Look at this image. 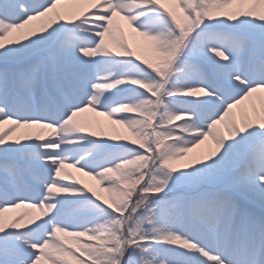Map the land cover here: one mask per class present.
<instances>
[{
  "label": "snow or ice",
  "instance_id": "obj_1",
  "mask_svg": "<svg viewBox=\"0 0 264 264\" xmlns=\"http://www.w3.org/2000/svg\"><path fill=\"white\" fill-rule=\"evenodd\" d=\"M0 264H264V0H0Z\"/></svg>",
  "mask_w": 264,
  "mask_h": 264
},
{
  "label": "rangeland",
  "instance_id": "obj_2",
  "mask_svg": "<svg viewBox=\"0 0 264 264\" xmlns=\"http://www.w3.org/2000/svg\"><path fill=\"white\" fill-rule=\"evenodd\" d=\"M129 41H130L133 49L135 51H137L138 54H140L146 58H151V56H152L151 50L148 48L146 43L144 41H142L139 37H134L132 35H129ZM250 103L251 102H248V104L246 106H248ZM256 103H257V106H259V101H256ZM235 111L237 113V117L239 118V113H240L239 109H237ZM97 120H99V119H97ZM100 121H101V119H100ZM95 130L98 132L100 131L99 128H97ZM203 150H204V146H202V148L198 149L197 151H203ZM68 171L72 172V174L75 175L76 178L81 180L83 183L88 184L89 186H92V187H96L97 189L99 188V186L96 184V181L92 180L90 177L84 176L81 173L76 172L74 169H68ZM18 211L22 212L21 209ZM37 211H38L39 216H41L42 213L39 210H37ZM8 215H15V213H10Z\"/></svg>",
  "mask_w": 264,
  "mask_h": 264
},
{
  "label": "bare ground",
  "instance_id": "obj_3",
  "mask_svg": "<svg viewBox=\"0 0 264 264\" xmlns=\"http://www.w3.org/2000/svg\"><path fill=\"white\" fill-rule=\"evenodd\" d=\"M248 104V102H245V106ZM240 111V110H239ZM83 119H92V120H97V119H101L102 122L105 123V125H107V121L105 120L104 117H96L95 114L93 113H86L83 117ZM105 133L107 134H111V130L108 127H105ZM22 212H31L33 216L39 217L38 211L37 210H31V209H21Z\"/></svg>",
  "mask_w": 264,
  "mask_h": 264
}]
</instances>
